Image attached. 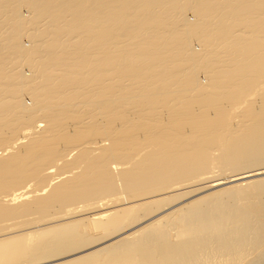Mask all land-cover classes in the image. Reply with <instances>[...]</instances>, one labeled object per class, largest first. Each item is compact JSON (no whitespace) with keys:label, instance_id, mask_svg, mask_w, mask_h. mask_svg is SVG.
Masks as SVG:
<instances>
[{"label":"bare ground","instance_id":"6f19581e","mask_svg":"<svg viewBox=\"0 0 264 264\" xmlns=\"http://www.w3.org/2000/svg\"><path fill=\"white\" fill-rule=\"evenodd\" d=\"M0 264H264V0H0Z\"/></svg>","mask_w":264,"mask_h":264},{"label":"rangeland","instance_id":"374dc122","mask_svg":"<svg viewBox=\"0 0 264 264\" xmlns=\"http://www.w3.org/2000/svg\"><path fill=\"white\" fill-rule=\"evenodd\" d=\"M22 12V15H24V17L25 16H28V11L26 10V9H24V8H22V10H21ZM187 16V18L188 19H193V16H192V14L191 13H187L186 14ZM190 17V18H189ZM22 43L24 44V45H28L29 46V41H28V39H27V37H24L23 36V38H22ZM194 47V48H193ZM191 48L192 49H194V50H200V45H198V43L196 42V41H193L192 43H191ZM22 67V72L26 75V76H28V75H31L30 74V71H29V69L27 68V66L26 65H22L21 66ZM206 80V78L203 76V75H200V80L202 81V82H204L205 80ZM25 102L27 103V104H30L32 101L30 100V98L28 97V96H25Z\"/></svg>","mask_w":264,"mask_h":264}]
</instances>
